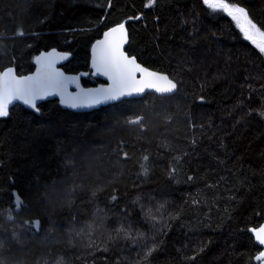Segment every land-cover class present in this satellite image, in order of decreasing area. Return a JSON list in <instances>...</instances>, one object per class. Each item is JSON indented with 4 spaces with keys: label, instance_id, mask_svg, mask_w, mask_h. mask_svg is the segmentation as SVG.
Listing matches in <instances>:
<instances>
[{
    "label": "trees",
    "instance_id": "trees-1",
    "mask_svg": "<svg viewBox=\"0 0 264 264\" xmlns=\"http://www.w3.org/2000/svg\"><path fill=\"white\" fill-rule=\"evenodd\" d=\"M229 2L264 29V0ZM145 4L0 0V69L31 72L56 48L71 53L65 71H86L93 42L126 21L127 52L177 82L172 95L89 112L56 99L38 114L11 106L0 118V264H260L248 229L264 219V55L202 0Z\"/></svg>",
    "mask_w": 264,
    "mask_h": 264
},
{
    "label": "snow or ice",
    "instance_id": "snow-or-ice-1",
    "mask_svg": "<svg viewBox=\"0 0 264 264\" xmlns=\"http://www.w3.org/2000/svg\"><path fill=\"white\" fill-rule=\"evenodd\" d=\"M156 2L157 0H146L145 7H152ZM202 2L213 12L220 11L230 17L243 34V38L251 42L259 53L264 55V29L253 22L245 8L229 0H202ZM128 19L139 20L141 16ZM126 23V21L120 22L111 27L104 32V38L92 46L91 67L94 70L92 74L106 78V84L99 87L84 88L80 84V76H68L60 71L56 64L67 60L70 53H59L55 49L35 57L38 67L33 75L18 76L12 67L0 69V118L7 117L10 106L17 101L39 112L37 102L50 96H59L61 104L77 109L90 108L108 101H117L123 97L143 94L146 90H153L161 95L174 92L177 84L168 75L150 71L138 63L136 57L126 53L124 50L128 42ZM16 34L24 35L22 30ZM82 75H88V73ZM70 87L76 90L70 91ZM201 100H203L202 97ZM142 119L143 117L137 116L127 122L139 125ZM127 155L126 152L122 153L125 159ZM143 159L146 162L148 157L145 156ZM14 196L16 208L20 209L23 201L18 193ZM8 218L12 219L11 216ZM31 227L39 231L40 221H34ZM117 231L123 232L125 237H130V233L123 228ZM248 231L253 233L258 245L264 246V225L248 229ZM2 247L3 242L0 241V248ZM156 247L153 244L144 253L145 259L155 251ZM255 259L264 262V250L260 251ZM57 264L60 262L58 261Z\"/></svg>",
    "mask_w": 264,
    "mask_h": 264
},
{
    "label": "water",
    "instance_id": "water-1",
    "mask_svg": "<svg viewBox=\"0 0 264 264\" xmlns=\"http://www.w3.org/2000/svg\"><path fill=\"white\" fill-rule=\"evenodd\" d=\"M123 22H125V21H123ZM114 26H115V25H113V26H111V27H114ZM111 27H109L108 29L104 30L103 33H102V35H101L97 40H95V41L93 42V44L91 45V48H90V57H89V68H88V70H86V71L67 72V71H65V70L63 69L62 65L65 64V63L69 60V58L71 57V53L68 52V51H60V50H57L56 48H49V49H43V50L39 51V52L36 54V56L40 55L41 53H47V52H50V51H52L53 49H55V50H56L57 52H59V53H70L68 59H67V60H63V61H59V62L56 64V67H57L60 71H62L65 75H68V76H80V84H81V86L84 87V88H96V87H99V86L102 85V84H106V78H104V77H102V76H96V75H93V74H92L94 70H93L92 67H91V57H92V51H91V50H92V46H93L98 40H101V39L104 38V36H103L104 32L108 31ZM126 28H127V26H126ZM127 33H128V30H127ZM128 41H129V34H128ZM127 44H128V42L125 44V46H124V50L126 51V53H127L129 56H134V55H131V54H129V53L127 52V50H126ZM36 56H35V57H36ZM134 57H135V56H134ZM136 59H137V58H136ZM137 62L140 63L143 67L148 68L150 71H155V72H157V73H161V74H166V75H168V74L165 73V72H162V71H158V70H155V69L149 68V67L145 66L144 64H142L141 62H139L138 60H137ZM8 67H12V68H14V70H15V67H14V66H8ZM8 67H6V68H4V69H7ZM37 67H38V65H36V63H35V59H34V68H33V70H32L31 72H28V73H25V74H18V73L16 72V70H15V72H16V74H17L18 76H19V75H24V76H27V75H33V74H35V72H36V70H37ZM89 72H90V74H91L96 80H98V82H97L96 84H94V85L85 86V85H83V83H82V77H84L85 75H82V74H84V73H89ZM168 77H169L170 79H172L169 75H168ZM172 80H173V82H175V83L177 84V82H176L174 79H172ZM69 90H70V91H75L76 89H75L74 87H70ZM176 90H177V88H176ZM176 90H175L174 92H172V93L164 94V95H161V94H159V93H156V92L153 91V90H146L143 94L133 95V96H130V97H123V98H121L120 100H117V101H108V102H106V103H102V104H99V105H96V106H93V107H90V108L85 107V108H77V109H72V108L66 107L65 105L61 104V103H60V98H59V96H50V97H47V98L44 99V100H40V101H38V102H37V106H38L40 103L44 102V101H48V100H52V99H56L57 102H58V105L60 106V108H62V109H64V110H68V111H71V112H89V111H93V110L98 109V108L103 107V106H107V105H110V104H113V103L120 102V101L123 100V99L139 98V97L144 96V95L147 94V93H153V94H156V95H159V96H168V95H172L173 93H175ZM14 104H20V105H22L23 107H25L26 109H28V110H30V111H33V112L36 113V114L39 113V112H36V111L30 109L28 106L23 105L21 102H18V101H17V102H14ZM14 104H13V105H14ZM11 106H12V105H11ZM11 106H10V108H11ZM10 108H9V110H10ZM141 117H143V116H141ZM135 118H136V117H133V118H131V119H135ZM131 119H129V120H131ZM143 119H144V117H143ZM143 119H142V120H143ZM129 124H130V123H129ZM130 125H136V124H130ZM263 182H264V181H263ZM263 184H264V183H263ZM14 194H17V192H14ZM16 209H17V208H16ZM17 210H18V209H17ZM26 223H28V222L26 221ZM260 225H264V219H263V221H262L258 226H256V227H259ZM254 228H255V227H254ZM250 233H251V232H250ZM251 235L253 236V233H251ZM253 239H254V242L256 243L254 236H253ZM256 244H257V243H256ZM257 245H258V244H257ZM258 246L260 247V251L264 250V246H261V245H258ZM260 251H259V252H260ZM259 252H258L256 255H258ZM254 260H255L256 262H259L260 264H264V262L257 261V260L255 259V257H254Z\"/></svg>",
    "mask_w": 264,
    "mask_h": 264
},
{
    "label": "rangeland",
    "instance_id": "rangeland-1",
    "mask_svg": "<svg viewBox=\"0 0 264 264\" xmlns=\"http://www.w3.org/2000/svg\"><path fill=\"white\" fill-rule=\"evenodd\" d=\"M234 22V21H233ZM235 23V22H234ZM235 25H236V23H235ZM238 28V27H237ZM239 29V28H238ZM240 31V30H239ZM242 34V33H241ZM243 35V34H242Z\"/></svg>",
    "mask_w": 264,
    "mask_h": 264
},
{
    "label": "bare ground",
    "instance_id": "bare-ground-1",
    "mask_svg": "<svg viewBox=\"0 0 264 264\" xmlns=\"http://www.w3.org/2000/svg\"><path fill=\"white\" fill-rule=\"evenodd\" d=\"M247 155V154H246Z\"/></svg>",
    "mask_w": 264,
    "mask_h": 264
}]
</instances>
